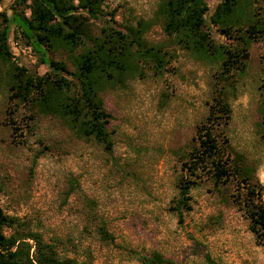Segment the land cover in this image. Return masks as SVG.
<instances>
[{
	"label": "rangeland",
	"instance_id": "obj_1",
	"mask_svg": "<svg viewBox=\"0 0 264 264\" xmlns=\"http://www.w3.org/2000/svg\"><path fill=\"white\" fill-rule=\"evenodd\" d=\"M220 1L206 0V28L216 43L232 46L237 39L210 20ZM250 1L264 17V0ZM29 2L0 0V11L10 14L14 7L28 15ZM158 2L104 0L100 19L88 21L92 34L106 25L125 31L138 19L147 21V43L161 46L167 59L162 73L143 66L123 86L101 93L111 114V150L78 137L33 101L14 97L7 66L0 63V206L29 220L69 256L90 257L94 264H142L137 255L152 250L177 264H264L263 247L238 202L246 196L238 175L215 185L209 173L201 172L189 189L191 209L182 212L181 221L171 209L178 180L188 177L182 163L198 147L197 128L219 92L231 109L226 124L213 126L221 158L232 169L248 166L264 201V38L248 45L242 72L218 78L217 62L197 58L164 32L156 16ZM9 44L13 61L27 73L47 71L19 34L11 31ZM48 55L75 70L66 52ZM62 74L75 81L69 72ZM91 216L104 221L110 242L99 238Z\"/></svg>",
	"mask_w": 264,
	"mask_h": 264
},
{
	"label": "trees",
	"instance_id": "obj_2",
	"mask_svg": "<svg viewBox=\"0 0 264 264\" xmlns=\"http://www.w3.org/2000/svg\"><path fill=\"white\" fill-rule=\"evenodd\" d=\"M25 1V0H22ZM104 0H30L24 9L0 11V63L7 66L9 90L14 97L33 101L40 112L60 118L78 137L91 139L111 150L108 130L111 114L106 111L101 93L123 86L126 79L140 75L142 67L162 73L167 62L161 46L148 44L144 34L149 22L138 19L125 31L111 25L92 34L88 21L100 19ZM206 0H159L156 16L168 36L197 58L218 63L217 77L224 79L246 67L247 47L252 40L264 38V17L250 0H222L210 15L211 22L238 43H216L206 28ZM13 27V28H12ZM19 37L40 56L47 71L32 75L13 61L9 34ZM67 53L75 67L68 71L64 60L49 57L50 51ZM78 50V51H77ZM75 77L67 79L62 72ZM221 92L213 96L206 121L197 128L198 147L190 151L182 166L188 177L178 180V195L171 207L182 220V212L191 209L189 189L198 184L201 172L214 184H225L238 175V186L246 189L239 199L249 229L264 252V201L260 185L251 182V170L243 165L232 169L221 158L213 133L214 125L226 124L230 106ZM264 132V99L260 103ZM241 157V155H238ZM242 184V185H240ZM103 242L112 235L103 220L91 216ZM142 264H177L160 251L137 255ZM0 264H94L90 257L78 260L62 251L43 232L25 218L7 214L0 206Z\"/></svg>",
	"mask_w": 264,
	"mask_h": 264
}]
</instances>
